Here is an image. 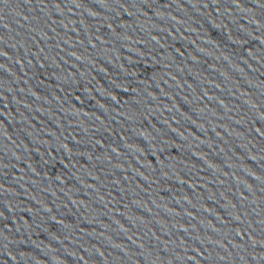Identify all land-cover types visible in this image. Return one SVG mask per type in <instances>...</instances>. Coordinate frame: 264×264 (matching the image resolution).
<instances>
[{"label":"water","instance_id":"95a60500","mask_svg":"<svg viewBox=\"0 0 264 264\" xmlns=\"http://www.w3.org/2000/svg\"><path fill=\"white\" fill-rule=\"evenodd\" d=\"M255 1H264V0H255Z\"/></svg>","mask_w":264,"mask_h":264}]
</instances>
